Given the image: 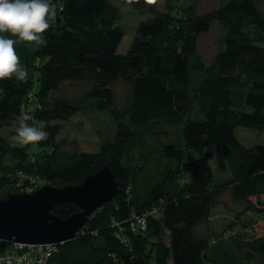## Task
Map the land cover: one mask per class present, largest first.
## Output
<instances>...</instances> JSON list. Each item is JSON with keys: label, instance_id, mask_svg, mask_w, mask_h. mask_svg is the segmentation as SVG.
<instances>
[{"label": "trees", "instance_id": "16d2710c", "mask_svg": "<svg viewBox=\"0 0 264 264\" xmlns=\"http://www.w3.org/2000/svg\"><path fill=\"white\" fill-rule=\"evenodd\" d=\"M122 1L148 16L126 54L118 52L126 33L113 0H51L57 16L46 44H16L28 77L0 81V199L43 183L77 185L108 165L117 197L59 244L50 264H264V234L255 230L264 221V145L248 147L235 134L238 126L264 131V0H224L204 14L197 0ZM215 22L221 49L207 60L199 37ZM117 82L128 87L123 106ZM75 83L88 88L61 96ZM99 111L112 116L111 138L97 151H66L63 122ZM21 115L45 121L47 140L12 142L10 125ZM218 146L231 176L216 182ZM226 188L245 207L227 231L200 233ZM157 208L145 231L129 227L133 214ZM79 211L70 202L53 209L62 219ZM8 244L0 240V253Z\"/></svg>", "mask_w": 264, "mask_h": 264}, {"label": "rangeland", "instance_id": "374dc122", "mask_svg": "<svg viewBox=\"0 0 264 264\" xmlns=\"http://www.w3.org/2000/svg\"><path fill=\"white\" fill-rule=\"evenodd\" d=\"M189 1V3H191L194 0ZM113 2L121 7L120 10L122 12V17L117 24L124 26L126 33L119 46L118 52L126 54L134 40L138 24L148 16L143 12L135 10L130 4L125 3L122 0H113ZM222 2H224V0H197L196 8L199 14H204L218 8ZM222 36V27L217 22L213 23L210 30L201 34L199 37V53L205 59L211 60L221 49ZM87 88L88 85L83 83L69 84L64 87L61 92V96L75 97L80 95ZM113 89L116 93L120 106L125 105L128 93V87L126 84L117 82L113 85ZM63 123L64 130L60 136L67 140L64 146L66 151H97L101 145V139L111 138L113 131L115 130L112 116L107 111H99L92 115L80 113L70 122ZM235 134L239 140L248 147H253L259 144L264 145V131L245 126H238ZM163 139L166 138L163 137ZM34 151L40 152L42 149L36 147ZM194 153L195 156H198L197 152ZM210 163L212 166L213 177L216 182L225 181L231 176L223 147L218 146L216 148ZM40 184H42V182ZM45 185L53 184L43 183L41 187ZM34 189V187H30L29 189L24 190V192L31 193ZM252 200L253 202H256V198H252ZM219 201L220 203L216 204L212 208L211 217L199 225L198 231L200 233L214 236L225 232V230L227 231L228 228L226 229V227L235 220V215L245 207L244 203L233 199L230 188L223 190ZM160 212V208H157L154 215L158 216ZM248 217H250V215ZM255 230L258 235H263L264 221L256 225ZM64 242L65 241L55 243L56 248L58 249V245ZM170 264H172L171 260Z\"/></svg>", "mask_w": 264, "mask_h": 264}, {"label": "water", "instance_id": "95a60500", "mask_svg": "<svg viewBox=\"0 0 264 264\" xmlns=\"http://www.w3.org/2000/svg\"><path fill=\"white\" fill-rule=\"evenodd\" d=\"M118 193V181L105 165L77 185H45L32 193L9 194L0 199V240L42 244L73 239L88 217ZM68 202L81 211L65 219L53 213L57 205Z\"/></svg>", "mask_w": 264, "mask_h": 264}, {"label": "clouds", "instance_id": "9594fccd", "mask_svg": "<svg viewBox=\"0 0 264 264\" xmlns=\"http://www.w3.org/2000/svg\"><path fill=\"white\" fill-rule=\"evenodd\" d=\"M56 16L57 8L51 0H0V81L13 77L19 81L27 79L28 71L21 65L15 46L25 42L46 44L44 33L49 30ZM5 96L6 92L0 88V101ZM29 119V116L21 115L11 122L14 133L10 137L12 142L32 145L47 140L49 133L45 130L46 122L41 120L38 124H30ZM5 242L9 243L7 251L13 242L18 241Z\"/></svg>", "mask_w": 264, "mask_h": 264}, {"label": "built area", "instance_id": "2783aa9c", "mask_svg": "<svg viewBox=\"0 0 264 264\" xmlns=\"http://www.w3.org/2000/svg\"><path fill=\"white\" fill-rule=\"evenodd\" d=\"M154 210L145 211L143 214H133L127 221L134 231H145L147 219L154 215ZM123 236L120 232L119 237ZM57 252L54 243L28 244L13 242L4 253H0V264H49L52 256Z\"/></svg>", "mask_w": 264, "mask_h": 264}, {"label": "bare ground", "instance_id": "6f19581e", "mask_svg": "<svg viewBox=\"0 0 264 264\" xmlns=\"http://www.w3.org/2000/svg\"><path fill=\"white\" fill-rule=\"evenodd\" d=\"M43 244H47V243H43Z\"/></svg>", "mask_w": 264, "mask_h": 264}]
</instances>
